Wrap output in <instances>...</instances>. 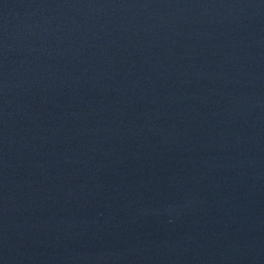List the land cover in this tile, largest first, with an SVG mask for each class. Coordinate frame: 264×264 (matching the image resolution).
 Masks as SVG:
<instances>
[{"label":"water","instance_id":"obj_1","mask_svg":"<svg viewBox=\"0 0 264 264\" xmlns=\"http://www.w3.org/2000/svg\"><path fill=\"white\" fill-rule=\"evenodd\" d=\"M0 264H264V0H0Z\"/></svg>","mask_w":264,"mask_h":264}]
</instances>
